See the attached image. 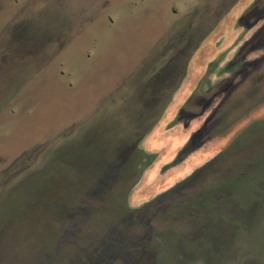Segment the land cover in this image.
Masks as SVG:
<instances>
[{
  "label": "rangeland",
  "instance_id": "obj_1",
  "mask_svg": "<svg viewBox=\"0 0 264 264\" xmlns=\"http://www.w3.org/2000/svg\"><path fill=\"white\" fill-rule=\"evenodd\" d=\"M233 1L0 0V264H264V0Z\"/></svg>",
  "mask_w": 264,
  "mask_h": 264
},
{
  "label": "trees",
  "instance_id": "obj_2",
  "mask_svg": "<svg viewBox=\"0 0 264 264\" xmlns=\"http://www.w3.org/2000/svg\"><path fill=\"white\" fill-rule=\"evenodd\" d=\"M178 84H180V83L178 82ZM178 84H177V86H176L175 89H177ZM174 91H176V90H174ZM259 123L260 124H264V120L261 121V122H259ZM248 131L250 132V126L247 129H245V131L241 135V137H244L248 133ZM241 137H239L238 139L236 138L234 140V142L235 141L236 142L239 141L241 139ZM230 145L228 146V149H225L223 152H227L230 149ZM233 145H231V146H233ZM245 150H246V148L245 149H242V150H238L237 153L241 152V153H244L243 155H245V153L247 152V150L246 151ZM189 151H191V150H189ZM242 157H244V156H242ZM255 168H258V166L257 167H253V168H248V163H245V161H244L243 164L242 165L240 164L239 167L230 169L226 174H222L219 177V181H217V184H214V185L210 186L208 189H204L202 192L199 193V196L196 197L193 201H189V200L184 201V202H188V203H184L185 207H183V209H185L186 212L185 213H182V210L183 209H181L180 210V213L181 214H178L176 216H178V217H182V216L185 217V216H187L188 213L190 214L191 212L196 211V209L201 204H203V203L204 204H206V203L210 204V202L211 203L214 202L215 201L214 200V197L219 192H223L226 195L227 190L230 191L231 189H234L235 188V182L231 181V178L232 177H235L237 179V177L239 175L245 174L246 172L249 171V169L254 170Z\"/></svg>",
  "mask_w": 264,
  "mask_h": 264
},
{
  "label": "flooded vegetation",
  "instance_id": "obj_3",
  "mask_svg": "<svg viewBox=\"0 0 264 264\" xmlns=\"http://www.w3.org/2000/svg\"><path fill=\"white\" fill-rule=\"evenodd\" d=\"M224 1L225 0H222V2L220 3V4H218V5H216V7H217V9H218V13L219 12H221V9L223 8V4H224ZM219 15V14H218ZM217 15H209V16H207L206 17V19H204L203 21H201L202 23H201V26L199 27H196V28H191L190 30H193V35L194 36H196L197 37V39L196 40H198L197 42H202L203 40H204V38L209 34V33H211L212 32V29H213V27L215 26V25H212V26H209V22H211L212 24L214 23L213 21H209V20H212L214 17H216ZM223 17V16H222ZM211 29V30H210ZM209 32V33H208ZM195 50V49H194ZM189 56H187V58H188ZM187 58H186V61H187ZM190 58V57H189ZM184 77H186V75L185 74H183V76H179L175 81H173V83L170 85L171 87L176 83V81H177V83L174 85V86H176L177 84H178V82L179 83H182V81H183V79H184ZM198 90L199 89H195L194 91H193V93H192V95L189 97V100H188V102L189 101H191L192 100V98L194 99V95L198 92ZM205 99H206V101H205V103H206V107H207V105L208 104H211L212 102L211 101H213V97H212V100H207V99H209L210 97H204ZM209 101V102H208ZM205 107V108H206ZM221 115V114H220ZM219 116V113H218V111L216 112V111H214L213 113H212V115H210V117L208 118V119H206L205 120V122L203 123V126H202V128L201 129H199V131H198V133H201L202 131L204 132V129L206 128V127H208L210 124H211V122H212V119H217V117ZM222 118V121H225L227 118H228V114H226V115H224V116H222L221 117ZM221 126L222 125H220V123H218V125L215 127V129H214V131H216L217 129H219V128H221ZM216 135V134H215ZM211 136H213V135H206L205 137H204V141H206V139H208L209 137H211ZM225 153V152H224Z\"/></svg>",
  "mask_w": 264,
  "mask_h": 264
},
{
  "label": "crops",
  "instance_id": "obj_4",
  "mask_svg": "<svg viewBox=\"0 0 264 264\" xmlns=\"http://www.w3.org/2000/svg\"><path fill=\"white\" fill-rule=\"evenodd\" d=\"M238 1L239 0H237L236 2H235V4L231 7V9H230V11L238 4ZM241 1V0H240ZM229 11V12H230ZM229 12H227V14L229 13ZM187 75H188V71H187V74H186V77H187ZM186 77H184V79H183V81L186 79Z\"/></svg>",
  "mask_w": 264,
  "mask_h": 264
},
{
  "label": "water",
  "instance_id": "obj_5",
  "mask_svg": "<svg viewBox=\"0 0 264 264\" xmlns=\"http://www.w3.org/2000/svg\"><path fill=\"white\" fill-rule=\"evenodd\" d=\"M236 1H237V0L233 1V3L231 4V7L235 4ZM230 9H231V8H230Z\"/></svg>",
  "mask_w": 264,
  "mask_h": 264
},
{
  "label": "bare ground",
  "instance_id": "obj_6",
  "mask_svg": "<svg viewBox=\"0 0 264 264\" xmlns=\"http://www.w3.org/2000/svg\"><path fill=\"white\" fill-rule=\"evenodd\" d=\"M243 5H244V4H243ZM243 5H242V6H243Z\"/></svg>",
  "mask_w": 264,
  "mask_h": 264
}]
</instances>
